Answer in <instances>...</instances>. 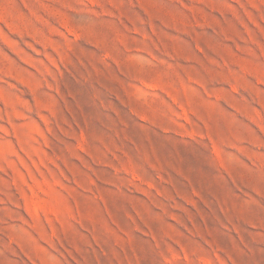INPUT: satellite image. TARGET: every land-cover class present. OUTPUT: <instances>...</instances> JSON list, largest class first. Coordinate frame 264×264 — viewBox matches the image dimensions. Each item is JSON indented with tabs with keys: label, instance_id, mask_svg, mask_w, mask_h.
<instances>
[{
	"label": "rangeland",
	"instance_id": "rangeland-1",
	"mask_svg": "<svg viewBox=\"0 0 264 264\" xmlns=\"http://www.w3.org/2000/svg\"><path fill=\"white\" fill-rule=\"evenodd\" d=\"M0 264H264V0H0Z\"/></svg>",
	"mask_w": 264,
	"mask_h": 264
}]
</instances>
